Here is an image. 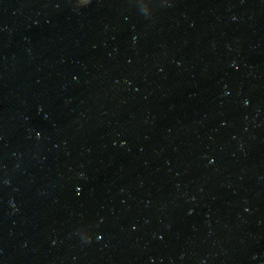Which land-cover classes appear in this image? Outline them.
<instances>
[{
	"label": "water",
	"instance_id": "95a60500",
	"mask_svg": "<svg viewBox=\"0 0 264 264\" xmlns=\"http://www.w3.org/2000/svg\"><path fill=\"white\" fill-rule=\"evenodd\" d=\"M76 5L0 0V264H264V0Z\"/></svg>",
	"mask_w": 264,
	"mask_h": 264
},
{
	"label": "clouds",
	"instance_id": "9594fccd",
	"mask_svg": "<svg viewBox=\"0 0 264 264\" xmlns=\"http://www.w3.org/2000/svg\"><path fill=\"white\" fill-rule=\"evenodd\" d=\"M87 3V0H77V7H82L84 4ZM89 240V239H88ZM87 241V240H86Z\"/></svg>",
	"mask_w": 264,
	"mask_h": 264
},
{
	"label": "snow or ice",
	"instance_id": "6c2138e0",
	"mask_svg": "<svg viewBox=\"0 0 264 264\" xmlns=\"http://www.w3.org/2000/svg\"><path fill=\"white\" fill-rule=\"evenodd\" d=\"M76 191H77V194H79L80 190H79V189H77ZM99 238H100V237L98 236V237H97V239H99Z\"/></svg>",
	"mask_w": 264,
	"mask_h": 264
}]
</instances>
